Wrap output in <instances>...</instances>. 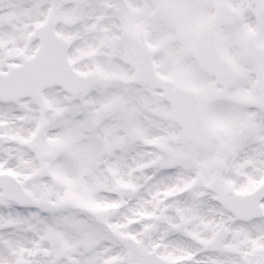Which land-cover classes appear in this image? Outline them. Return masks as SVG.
I'll return each mask as SVG.
<instances>
[{"label":"snow or ice","instance_id":"snow-or-ice-1","mask_svg":"<svg viewBox=\"0 0 264 264\" xmlns=\"http://www.w3.org/2000/svg\"><path fill=\"white\" fill-rule=\"evenodd\" d=\"M0 264H264V0H0Z\"/></svg>","mask_w":264,"mask_h":264}]
</instances>
